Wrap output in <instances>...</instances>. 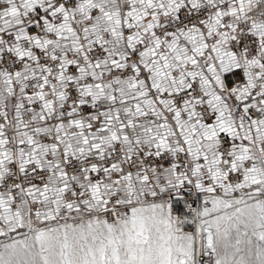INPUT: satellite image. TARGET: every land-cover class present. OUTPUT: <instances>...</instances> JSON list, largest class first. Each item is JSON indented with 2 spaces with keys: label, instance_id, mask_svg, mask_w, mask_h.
<instances>
[{
  "label": "snow or ice",
  "instance_id": "6c2138e0",
  "mask_svg": "<svg viewBox=\"0 0 264 264\" xmlns=\"http://www.w3.org/2000/svg\"><path fill=\"white\" fill-rule=\"evenodd\" d=\"M0 264H264V0H0Z\"/></svg>",
  "mask_w": 264,
  "mask_h": 264
}]
</instances>
